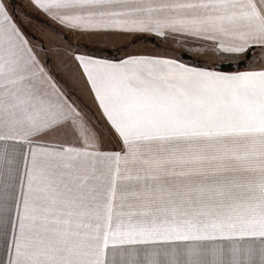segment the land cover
Returning a JSON list of instances; mask_svg holds the SVG:
<instances>
[{
	"label": "snow or ice",
	"instance_id": "snow-or-ice-1",
	"mask_svg": "<svg viewBox=\"0 0 264 264\" xmlns=\"http://www.w3.org/2000/svg\"><path fill=\"white\" fill-rule=\"evenodd\" d=\"M27 2L72 54L0 0V264H264V0Z\"/></svg>",
	"mask_w": 264,
	"mask_h": 264
},
{
	"label": "rangeland",
	"instance_id": "rangeland-1",
	"mask_svg": "<svg viewBox=\"0 0 264 264\" xmlns=\"http://www.w3.org/2000/svg\"><path fill=\"white\" fill-rule=\"evenodd\" d=\"M30 16L37 17V19H33L32 24L35 25V28L42 29L44 32L43 35L37 34L36 39L41 40L43 42V44L47 48V57L51 60L52 64L58 66L60 68V71L63 73L66 70H63L62 64H65V63L62 60L65 59L64 61H68V64H65L68 67L70 64L69 58H70L72 52L70 50H67L66 47L63 46L62 40L55 38L50 32H48L46 29H44V24L45 23L50 24L49 22H47L45 19H43L40 16H37L35 14L30 15ZM72 42H73V44L80 43V42H78V40L75 37L72 38ZM125 43H127V40H125V39L116 40L115 41V44H117L116 48L124 45ZM91 46L95 47V45H91ZM113 46H115V45H113ZM150 46L157 48L154 43H150L148 41H140L135 45V49L139 52H144V51L148 52ZM164 47H173V46H165L164 45ZM113 50H114V48H113ZM157 50L162 51V48H157ZM189 55H191V54H189ZM191 57H192L191 60H193L194 62H196L198 60L206 59V58H203V57L198 56V55H194V56L191 55ZM185 62L188 63V61H185ZM189 64H191V63H189Z\"/></svg>",
	"mask_w": 264,
	"mask_h": 264
},
{
	"label": "crops",
	"instance_id": "crops-1",
	"mask_svg": "<svg viewBox=\"0 0 264 264\" xmlns=\"http://www.w3.org/2000/svg\"><path fill=\"white\" fill-rule=\"evenodd\" d=\"M17 2V5H16V8H15V11L19 13V18L22 19L24 18V14L27 13L29 15H37V16H40L41 18L45 19L43 16H41L39 13L37 12H34L28 5V2L27 0H15ZM10 6V4H9ZM10 9H11V6H10ZM21 9L23 11H21ZM46 20V19H45ZM47 22L51 23V21H48L46 20ZM80 43H83V41H78ZM115 45V46H113ZM96 46V45H95ZM103 46V45H101ZM165 46H173L174 48L177 47L176 45L172 44V43H169V44H166ZM107 47L111 48V49H116L117 47V44H115V42H111V43H108L107 44ZM191 49H198L200 46L198 44H191L189 46ZM156 49V50H155ZM178 49V48H177ZM179 50V49H178ZM154 51H159L157 50V48L155 47H152L150 46L149 48V51L148 52H154ZM146 52V51H144ZM146 52V53H148ZM187 53L191 54L192 56L194 55H198V56H201L203 58H206L202 53L198 54L195 50H191V51H188ZM65 59H63L62 61L64 62ZM70 61V59H69ZM71 63V62H70ZM63 65V70H66L67 68V65L65 64H62ZM70 65V64H69ZM71 86V85H70ZM74 93L75 95L79 98V100L82 102V106H87V108H90L93 112L96 111V108L94 106V104L92 103V101L84 94H82L79 89H74Z\"/></svg>",
	"mask_w": 264,
	"mask_h": 264
},
{
	"label": "trees",
	"instance_id": "trees-1",
	"mask_svg": "<svg viewBox=\"0 0 264 264\" xmlns=\"http://www.w3.org/2000/svg\"><path fill=\"white\" fill-rule=\"evenodd\" d=\"M9 4H10V6H11V9H14L15 10V8H16V5H17V2L15 1V0H9ZM191 55H189L188 53H186L185 55H184V57H183V59L185 60V61H188V63H195L193 60H191Z\"/></svg>",
	"mask_w": 264,
	"mask_h": 264
}]
</instances>
